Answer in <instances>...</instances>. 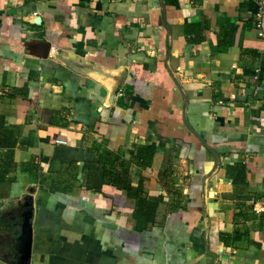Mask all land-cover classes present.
<instances>
[{"label":"crops","instance_id":"1","mask_svg":"<svg viewBox=\"0 0 264 264\" xmlns=\"http://www.w3.org/2000/svg\"><path fill=\"white\" fill-rule=\"evenodd\" d=\"M256 0H0V264H264Z\"/></svg>","mask_w":264,"mask_h":264},{"label":"built area","instance_id":"2","mask_svg":"<svg viewBox=\"0 0 264 264\" xmlns=\"http://www.w3.org/2000/svg\"><path fill=\"white\" fill-rule=\"evenodd\" d=\"M112 4H122L126 0H106ZM258 9L256 12V19H257V29H258V37L264 40V0H256ZM264 211V198L256 204L258 207Z\"/></svg>","mask_w":264,"mask_h":264}]
</instances>
